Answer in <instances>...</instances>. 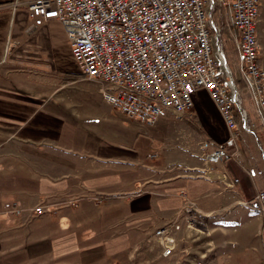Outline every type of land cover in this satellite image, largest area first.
Listing matches in <instances>:
<instances>
[{"label": "crops", "instance_id": "obj_1", "mask_svg": "<svg viewBox=\"0 0 264 264\" xmlns=\"http://www.w3.org/2000/svg\"><path fill=\"white\" fill-rule=\"evenodd\" d=\"M15 1L0 0V264H49L75 252L80 254L74 256L77 260L94 255L99 260L105 253L117 258L124 254L129 264H154L162 258L175 263V256L161 255L153 232L165 222H183L185 197L197 201L202 215L210 214L205 217L207 228L221 235L223 251L242 243L244 247L235 248L237 261L244 257L262 264L264 216L253 200L255 191L264 187L259 130L248 133L249 144L243 136L239 163L205 164L188 143L196 138L200 151L201 142L221 141L227 132L207 94L217 120L199 106L203 89L196 91L194 106L181 119L164 111L147 127L119 112V122H109L105 114L114 108L103 104L95 90L83 88L80 96L71 90V76L80 71L60 22L49 19L32 26L30 0H18L22 4L13 8ZM230 23L226 10L221 33L228 27L235 46ZM258 23L259 63L264 68ZM235 51L238 63L236 46ZM251 106L249 112L243 105L255 121ZM194 112L203 130L191 120ZM181 122L189 128H180L173 141L159 133V127ZM113 132L129 143L112 139ZM120 196L126 208L106 206ZM37 204L43 206L42 214L31 210ZM15 206L21 209L19 215L13 212ZM97 215L111 220L107 235L102 230L96 237L93 229L81 235L74 231L88 229ZM119 216L120 223H113ZM97 248L103 251L92 252Z\"/></svg>", "mask_w": 264, "mask_h": 264}, {"label": "built area", "instance_id": "obj_2", "mask_svg": "<svg viewBox=\"0 0 264 264\" xmlns=\"http://www.w3.org/2000/svg\"><path fill=\"white\" fill-rule=\"evenodd\" d=\"M22 4L15 1L13 8ZM260 0H30L32 26L56 19L63 26L82 77L72 82L95 90L108 107L153 127L164 111L183 118L193 95L203 89L220 113L226 136L201 142L205 164L239 163L241 124L258 129L264 154V68L259 63L257 23ZM229 11L235 34L238 67L253 104L255 121L242 105L221 43L223 13ZM210 148V150H205ZM223 179V178H222ZM227 186L231 187L229 181ZM253 200L264 216V187ZM248 204V203H245ZM183 222L172 220L153 235L163 257L186 253L182 242L205 226L197 201L185 197ZM42 214V205L31 208ZM14 214L21 209L14 207ZM184 233H186L184 235Z\"/></svg>", "mask_w": 264, "mask_h": 264}, {"label": "rangeland", "instance_id": "obj_3", "mask_svg": "<svg viewBox=\"0 0 264 264\" xmlns=\"http://www.w3.org/2000/svg\"><path fill=\"white\" fill-rule=\"evenodd\" d=\"M262 27H264V21H261L260 23H258V29H259V33L261 36V43H262V49H261V53L263 55V59H264V32L261 30ZM221 39L223 41V49L225 51L226 57H227V62L230 66V68L232 69V73L233 76L235 78L240 77V71H239V67H238V63L236 62V51H235V46L233 44V42L231 41V31L229 30V28L227 27L225 30L222 31L221 33ZM73 88V89H72ZM71 88L72 92L77 95L80 96L83 87L80 85H75ZM201 93H199V97H200V101H199V106L201 108L204 109V111L207 113V115L209 117L212 118V120H217V115L214 111V107L207 101L206 99V94L208 95L207 91H200ZM196 94V93H195ZM195 94L193 95V106H194V102H195ZM89 95L88 97H90L91 93H87L86 96ZM209 96V95H208ZM242 99H243V105L245 106V108L251 112L252 111V106L251 103L249 101V94L246 91H243L242 94ZM195 109V107H193ZM193 109V110H194ZM111 113H107L105 114L106 118H108V121H112V122H119V120L116 118V114H119V111L116 109L111 110ZM196 115V112H194L193 114V118H191V120L193 122L196 123L197 127L200 128L201 130H203V122L202 121H197V119L195 120L194 116ZM164 117L167 116V114H163L162 115ZM127 118V117H126ZM107 123H103V125H106ZM189 128L184 122L181 123H175V124H169V126H162L159 127L158 130H160L161 132H159L161 135L164 136H168V138L173 141V136L174 133L178 134V130H180V128ZM241 129H242V136H241V141L243 136L246 138L248 144L249 142L252 140L251 137L249 136V134L244 130L242 124H241ZM218 133H220V131H218ZM113 138L114 140H118L121 143H129L127 141V138L118 135V132H113ZM167 139V140H169ZM196 138L192 139V142H189L188 145L194 149H196L197 154L201 155L202 151L198 148H196L197 146L194 144V142L196 141ZM245 140V141H246ZM181 142V140H179ZM178 141V142H179ZM183 141V139H182ZM185 141V140H184ZM244 144V143H243ZM245 145V144H244ZM136 147H139V143L136 142ZM143 149V147H142ZM199 155V156H200ZM203 160V157H200ZM261 170V176L262 179H264V167L262 166L260 168ZM255 177H257V179H259V175L256 172V174H254ZM123 197V196H122ZM121 196L120 197H115L113 199H110L107 201V205L112 206V207H118V208H126L127 205V201L126 199H123ZM125 198V197H124ZM95 199L92 198V202L94 203ZM96 202V201H95ZM122 216H119L118 218L113 220V223H120ZM102 217L97 215L95 217V219L91 222V225L89 226L88 229L85 228H75L74 231H76V233H78L79 235L84 234V233H88L90 232V229L94 230V236L96 237L100 230H102L106 235L108 234V231L110 229V222L111 220L106 219L104 217V220H101ZM220 224L222 223V220L220 219L219 221ZM196 230H191L189 232L190 236L188 238H186V240L184 242H182V247L186 249V253L182 254L183 256H180V258L174 263L172 260H170L169 262H167V264H252L250 262V260L248 258H244L241 257L240 262L237 261V253H236V249H239L241 247H244L242 243H237V245H234L235 248L229 247L227 246V248L223 251L222 245H221V241H222V237L219 234H213L208 228H207V224H205V226L203 227V225H199L197 224V226L195 227ZM119 230V229H118ZM118 232H121V230H119ZM186 233H184L185 235ZM263 239H264V234H263ZM218 244V245H217ZM96 248V247H95ZM78 249V248H77ZM99 251H103V248H97V249H93L92 252H99ZM91 253V251H90ZM89 253V254H90ZM230 254V255H229ZM79 256L80 254L78 252L73 253L72 255H69L67 258L65 259H61V260H55L54 262H51L49 264H129V261L126 260V257L124 254H121L119 256V258H117L118 256L115 255H109L107 256V254L104 253L105 258L103 259H95V255L90 258V259H81L80 257L78 258V260L74 257V256ZM98 257V256H97ZM184 258V259H182ZM168 259L162 258L156 262H154V264H166V261ZM262 264H264V245L262 246Z\"/></svg>", "mask_w": 264, "mask_h": 264}, {"label": "trees", "instance_id": "obj_4", "mask_svg": "<svg viewBox=\"0 0 264 264\" xmlns=\"http://www.w3.org/2000/svg\"><path fill=\"white\" fill-rule=\"evenodd\" d=\"M229 26L232 28V29H234V27H233V24L232 23H230L229 24ZM224 30H225V27H224ZM225 58H226V62H227V57H226V54H225ZM227 64H228V62H227ZM80 77H82V74H73L72 76H71V80L70 81H76L77 79H79ZM234 79V83H235V85H236V87H237V89L238 90H240V89H243V85H244V83H243V81L241 80V78L240 77H238V78H233ZM252 199H250L248 202H250Z\"/></svg>", "mask_w": 264, "mask_h": 264}]
</instances>
